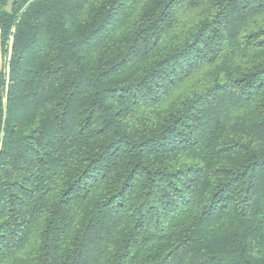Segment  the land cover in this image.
<instances>
[{
	"label": "trees",
	"instance_id": "16d2710c",
	"mask_svg": "<svg viewBox=\"0 0 264 264\" xmlns=\"http://www.w3.org/2000/svg\"><path fill=\"white\" fill-rule=\"evenodd\" d=\"M0 264H264V0H0Z\"/></svg>",
	"mask_w": 264,
	"mask_h": 264
},
{
	"label": "water",
	"instance_id": "95a60500",
	"mask_svg": "<svg viewBox=\"0 0 264 264\" xmlns=\"http://www.w3.org/2000/svg\"><path fill=\"white\" fill-rule=\"evenodd\" d=\"M1 70H2V62H1V64H0V72H1Z\"/></svg>",
	"mask_w": 264,
	"mask_h": 264
}]
</instances>
